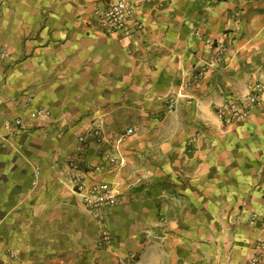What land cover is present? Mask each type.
<instances>
[{"label": "crops", "instance_id": "1", "mask_svg": "<svg viewBox=\"0 0 264 264\" xmlns=\"http://www.w3.org/2000/svg\"><path fill=\"white\" fill-rule=\"evenodd\" d=\"M111 1L0 0V264H247L264 242V99L224 125L212 109L256 76L264 0H127L131 44L89 26ZM196 29L229 43L220 64ZM182 92L188 127L166 105ZM96 126L83 182L118 201L94 217L65 161Z\"/></svg>", "mask_w": 264, "mask_h": 264}, {"label": "built area", "instance_id": "2", "mask_svg": "<svg viewBox=\"0 0 264 264\" xmlns=\"http://www.w3.org/2000/svg\"><path fill=\"white\" fill-rule=\"evenodd\" d=\"M91 20L89 26H95L100 35L126 41L128 44H131L132 40L143 29V23L137 18L134 7L127 0H113L104 7L95 8L92 12ZM194 34L203 37L204 44L212 50V62L220 64L228 50L229 43L224 38H213L209 35L202 36L201 29H196ZM200 77L201 72L195 71L192 74V81L197 82ZM263 99L264 81L257 83L244 97L230 100L220 110V116L225 122L244 121L249 112L259 106ZM173 100L174 96H171L169 104H172ZM41 113L43 114L44 112ZM20 124V119L5 122L7 128L12 125L19 126ZM132 132V128L125 130V134H131ZM103 140V134L99 127L87 129L84 133L77 136V143L65 161L72 189L80 194L83 207L94 217H97L105 207L116 204L118 201L117 193L108 183L95 181L86 185L83 182V172L80 169L83 155L90 143L99 144ZM104 161L108 170H111L117 161L122 162L115 157L113 150L105 155ZM100 167L102 166H96L93 169L98 170ZM110 242V236L107 232H103L97 245L104 246L110 244ZM253 248L254 252L248 259L247 264H261L264 260V242H254ZM117 264H138V261L134 257H122L118 259Z\"/></svg>", "mask_w": 264, "mask_h": 264}, {"label": "rangeland", "instance_id": "3", "mask_svg": "<svg viewBox=\"0 0 264 264\" xmlns=\"http://www.w3.org/2000/svg\"><path fill=\"white\" fill-rule=\"evenodd\" d=\"M108 1V0H106ZM261 52H259V54L256 55V58H255V65H257V68H254V69H249L247 68V71L248 72H255L256 73V76L255 78L250 81L246 87V92H238V94L234 97H231L229 98L228 100L226 99V101H224L222 104H220L219 106L217 107H214L212 109L213 113L215 114V116L217 117V119L222 123V125H224L226 122L221 118L220 116V110L228 104V102L230 100H234V99H237V98H241V97H244L246 94H248L252 88L259 82H262L264 81V47L261 48L260 50ZM260 53H262V55H260ZM258 58V60H257ZM247 65V63H246ZM261 74H263V77L261 76ZM192 83H196V82H193L191 80ZM174 95V100H173V103L172 104H169V101L171 99V97H169L168 101H167V109L168 110H175L176 107H179L177 106V104L179 105L180 104V112H181V117H182V127H188L191 123V121L189 120L190 119V114L188 113V111H185L181 106H184L187 104V102L189 103V101L191 100V97L187 95V93L185 92H182V93H175V94H172ZM177 100H179V102L177 103ZM178 109V111H179ZM233 122H239L237 120H234V121H231V122H228V123H233ZM193 123V122H192ZM191 123V124H192ZM206 128H201V129H198L197 131H195V133L190 137V138H198V137H205L206 135ZM170 132H172V130H170ZM175 209V206L173 205V208L171 209L174 210Z\"/></svg>", "mask_w": 264, "mask_h": 264}]
</instances>
